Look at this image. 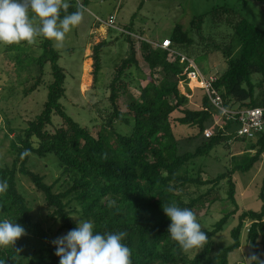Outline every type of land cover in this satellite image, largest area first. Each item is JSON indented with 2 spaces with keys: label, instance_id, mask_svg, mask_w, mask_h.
<instances>
[{
  "label": "trees",
  "instance_id": "trees-1",
  "mask_svg": "<svg viewBox=\"0 0 264 264\" xmlns=\"http://www.w3.org/2000/svg\"><path fill=\"white\" fill-rule=\"evenodd\" d=\"M68 2L70 7L67 13L61 11V18L78 9L82 11L88 0ZM232 13L231 8L221 5L193 16L187 30L176 24L171 35L162 39L169 40L167 48H161V42L139 40L140 59L148 69L146 74L141 72L140 80L150 78L152 82L140 84L138 91L126 79L132 67L140 71L135 50L138 38L129 33L131 22L124 25L129 51L116 64L107 84L110 111L98 124L95 135L63 109L60 99L65 94V73L58 64L59 53L51 40L39 36L42 53L37 58L38 74L23 92L29 94L37 88L42 81L43 66L48 63L51 79L47 83L46 99L41 111L14 135L16 145L10 161L0 162V180L8 185L7 191L0 194V218L15 220L25 229V235L13 248L0 249V259L5 264H59L43 223L58 224L59 230L68 232L80 219L93 222L95 231L100 233L125 232L123 243L131 249L132 264H228L229 253L240 246L242 230L251 254L247 264H264V176L258 187V210H238L233 181L236 170H249L264 151V113L262 128L254 138H247L236 133L240 126L238 113L231 118L223 117L220 126L213 125V118L219 113L207 94L202 91L199 108H190L188 98L179 95L185 88L178 83L187 82L186 73L190 70V56L186 52L207 41L209 48L204 52L220 51L226 64L223 71L213 75L211 82L222 105L233 110L230 107L237 104L233 111L264 108V29L245 18L235 19ZM206 16L214 26L222 21L231 27L228 42H210V37L201 33ZM233 40L238 46L236 56ZM106 43L100 40L93 45L92 85L100 71L99 50ZM181 56L187 60L181 61ZM253 73L261 75L259 82H251ZM122 98L125 105L120 109ZM174 112L178 115L172 116ZM52 116H57L58 122L54 123ZM173 122L196 127L197 132L177 136ZM115 124L122 129H116ZM205 127L211 128V136L203 135ZM247 139H254L253 152L244 162L209 178L202 175L201 169L195 175L190 173L189 163L197 156L208 155L215 145ZM30 158L34 165L42 161L50 168V183L47 176L30 168ZM18 175L26 176L34 190L42 194L46 208L42 219L32 216L26 198L18 189ZM223 181L225 199L233 208L210 228L201 225L208 238L204 247L182 251L167 233L170 220L162 207L175 203L189 208L200 223L199 218L221 199ZM236 214L237 223L229 232L232 241L214 251L213 237ZM35 239L43 244L28 254L31 240Z\"/></svg>",
  "mask_w": 264,
  "mask_h": 264
},
{
  "label": "rangeland",
  "instance_id": "rangeland-1",
  "mask_svg": "<svg viewBox=\"0 0 264 264\" xmlns=\"http://www.w3.org/2000/svg\"><path fill=\"white\" fill-rule=\"evenodd\" d=\"M141 5L139 6V4ZM224 5L231 8L235 19L245 18L249 22L264 29V0H88L82 10L83 19L70 32L65 34L62 46L57 47L52 41L53 48L59 53L58 64L64 69L65 94L60 99L65 112L81 125H86L95 135L98 124L110 111L108 101L107 84L111 81L116 64L127 56L129 48L127 31L122 29L131 22L129 32L136 36V53L139 60V70L135 67L130 69L126 78L130 86L139 90L140 84L152 82L150 78L140 80L141 72L146 74L148 69L140 59L138 47L139 40L159 43L164 37H169L176 24L184 30L189 28V22L193 16L207 12L213 7ZM139 6V7H138ZM33 18L34 26H39V19L34 13H29ZM111 16L115 17V24L107 26L106 21ZM128 33V34H129ZM201 33L210 37V42L224 43L230 40L232 29L228 24L220 22L217 26L211 24L209 16H206L202 24ZM197 38L195 33H192ZM40 35L34 38V43L26 42L19 44H0V162H9L11 153L16 145L14 135L20 129L27 126V121L37 115L47 95V83L51 79L50 67L46 63L42 69V81L29 94L23 90L32 83L38 74L37 58L42 53L39 46ZM106 41V45L99 50L100 71L96 81L92 85V59L91 51L94 43ZM206 40V39H205ZM206 42L195 45L186 53L197 67L204 78H210L225 69V60L218 50L204 52ZM233 55H237L238 46L236 40L232 41ZM204 45V46H203ZM185 53V52H184ZM252 83L261 80L259 73L250 76ZM184 84V85H182ZM178 85L184 86L185 92L179 94L188 98L190 108L201 106V95L204 92L194 82H183ZM136 89V90H137ZM137 90V91H138ZM203 91V92H202ZM125 99L119 101V108L123 109ZM231 109H237L233 104ZM178 115L174 112L172 116ZM52 121L58 122L57 116H52ZM122 126L115 124L116 129ZM173 131L177 136H186L197 132L196 127L182 126L173 122ZM12 132V133H10ZM252 142L254 139L236 141L228 145L218 144L213 147L208 155L197 156L189 163L188 169L195 175L201 169L204 177H213L233 167L235 164L244 162L253 152ZM28 165L34 171L44 174L46 181L50 183V168L43 165L42 161L29 159ZM264 176V151L259 160L247 171L236 170L233 174L235 183V201L238 210H258L260 200L258 187ZM17 186L24 195L31 214L36 219H42L46 208L43 204L42 194L35 191L33 185L26 176L18 175ZM225 181L220 189L221 199L213 203L205 215H202L200 224L210 228L223 213L231 210L233 205L225 199ZM238 213V212H237ZM237 223V214L228 218L222 230L215 234L214 251L228 245L232 240L230 230ZM43 228L51 242L53 239L65 235L67 231L59 230L58 224L44 222ZM42 241L31 240L28 254L42 246ZM251 260V254L245 241V231H241L240 246L228 255V264H247Z\"/></svg>",
  "mask_w": 264,
  "mask_h": 264
},
{
  "label": "clouds",
  "instance_id": "clouds-1",
  "mask_svg": "<svg viewBox=\"0 0 264 264\" xmlns=\"http://www.w3.org/2000/svg\"><path fill=\"white\" fill-rule=\"evenodd\" d=\"M68 0H0V44L12 45L26 42L31 45L37 35L62 46L65 34L76 27L83 19L82 11L77 10L60 17L61 11L67 13ZM34 13L39 26H34ZM7 181L0 180V194L7 191ZM170 220L167 233L182 251L199 250L208 243V238L194 212L175 203L162 207ZM25 235V229L15 220L0 218V249L15 245ZM126 233L95 231L93 222L78 220L76 227L65 235L51 241L59 264H132L131 249L123 243ZM256 260L255 257L252 258ZM0 264L5 261L0 259Z\"/></svg>",
  "mask_w": 264,
  "mask_h": 264
},
{
  "label": "built area",
  "instance_id": "built-area-1",
  "mask_svg": "<svg viewBox=\"0 0 264 264\" xmlns=\"http://www.w3.org/2000/svg\"><path fill=\"white\" fill-rule=\"evenodd\" d=\"M107 26H112L115 24V17L111 16L105 22ZM170 45L168 39H164L161 41L159 46L161 48H167ZM187 60L185 56H181V61ZM188 63L190 65V70L186 73L187 83L194 82L196 83L205 94H207L210 104L214 107L215 110L218 111L219 115L213 118V125L220 126V121L223 117L231 118L233 115L238 113L240 126L237 129L236 133L239 136H245L247 138H254L255 133L262 128L263 124V113L264 108H253L247 110L233 111L225 108L222 105V100L217 92L212 88L211 82L214 77L204 78L194 63L189 59ZM212 134V130L210 127H205L203 129V135L205 137H209Z\"/></svg>",
  "mask_w": 264,
  "mask_h": 264
},
{
  "label": "crops",
  "instance_id": "crops-1",
  "mask_svg": "<svg viewBox=\"0 0 264 264\" xmlns=\"http://www.w3.org/2000/svg\"><path fill=\"white\" fill-rule=\"evenodd\" d=\"M180 83H182V82H179L178 84H180ZM184 85V84H183Z\"/></svg>",
  "mask_w": 264,
  "mask_h": 264
}]
</instances>
